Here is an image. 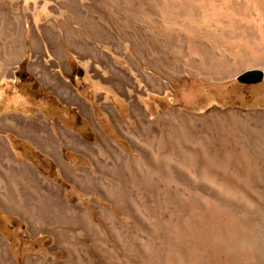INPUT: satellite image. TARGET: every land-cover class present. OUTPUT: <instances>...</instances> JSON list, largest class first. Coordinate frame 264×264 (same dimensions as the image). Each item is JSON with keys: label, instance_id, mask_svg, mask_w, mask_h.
Instances as JSON below:
<instances>
[{"label": "rangeland", "instance_id": "1", "mask_svg": "<svg viewBox=\"0 0 264 264\" xmlns=\"http://www.w3.org/2000/svg\"><path fill=\"white\" fill-rule=\"evenodd\" d=\"M105 7L113 9L103 4L97 11L101 13ZM158 7L151 2L144 6L150 17L149 25L144 22V17L130 21L121 19L137 31L127 33L128 37L120 34L109 35L110 38L95 37L80 28L81 41L92 47L83 52L68 45L62 28L64 21L58 14L60 8L52 0H0V264H35L33 258L38 259L36 264H165L162 252L173 243L182 246L180 264H228L227 257L240 256L245 249L251 250V254L245 255L242 264H264V76L253 83L237 80V76L246 70L257 69L263 73L264 70L256 66L242 68L229 78L221 74L213 78L197 74L192 66L198 64V58L188 56L186 37L181 36L182 43L177 45L182 49L179 57L173 50L175 37L169 40L157 33V27L161 26ZM74 26L78 27L76 23ZM111 26L117 27V23ZM32 36L40 49L38 55L31 48ZM208 38L196 36L193 39L202 50L218 56L220 46L213 47L212 36ZM218 38L215 45L221 43ZM223 55L225 64L232 60L225 52ZM164 57L171 59V63L167 61L160 65L159 60ZM39 63L53 76H59L72 99L61 101L44 83L36 85L38 81L30 72L37 69ZM71 64L75 65L71 78L74 87L68 85L67 78V66ZM155 64L163 66L164 70L158 66L156 69ZM169 67L177 70H169ZM146 79L159 81V86L147 83ZM153 86L155 89L151 88ZM219 116L226 119L222 121ZM215 118L222 121L223 126H215L213 123L218 122ZM224 123L230 134L224 129ZM61 132L92 148L98 145V137H101L100 154L73 149ZM36 136H48L60 159L72 168L86 172L95 168L97 162L109 167L114 156L131 163L145 158L150 161L155 158L153 163H158L161 157L179 164L186 161L187 175L165 171L159 166L156 169L161 178L170 180L166 202L171 201L175 205H168L177 207L172 208V223L168 216L171 208H163L159 202L164 199L162 197L147 196L144 201L148 210L139 213L133 209L124 210L100 192L83 191L62 175L54 157L36 145ZM157 136L163 138L159 153L152 141ZM22 164L40 172L60 188L64 203L87 215L100 232V245L92 238H86L82 229L69 231L58 244L54 232L44 228L40 221L32 223L29 214L4 207V202L11 198V202L14 199L17 202L19 196L25 203L29 196L27 203H30L34 196L29 187L34 183L19 178L18 168ZM193 164L197 168L189 167ZM100 206L108 208L114 217L112 232L98 213ZM202 226L210 227L208 229L213 233L208 230V234L205 233L208 237L203 241L198 239L197 245L191 230L195 227L198 231ZM217 230L219 236L215 239L212 234L215 235ZM188 231L190 236L181 238L182 232L186 235ZM204 242L208 248L211 245L210 249L207 250L205 245L202 247ZM218 244L223 246V252L217 251L218 255L214 257V246ZM209 255L213 259L210 263ZM27 258L29 261L25 263Z\"/></svg>", "mask_w": 264, "mask_h": 264}, {"label": "bare ground", "instance_id": "2", "mask_svg": "<svg viewBox=\"0 0 264 264\" xmlns=\"http://www.w3.org/2000/svg\"><path fill=\"white\" fill-rule=\"evenodd\" d=\"M52 1H53V4L55 6L60 8V10H58V14H59V16H61L63 18V21H64L63 25L61 24L62 28H63V33L65 34V38L67 40V43L70 46H74V49L84 50V47L80 44V42L77 39V38H80V36H81L80 35V33H81L80 28L85 29L87 32H89V34L94 35V36L97 35V36L109 37V35H112V34L115 36L120 34L122 36L125 35L126 37H128V35H126L127 33H133V32H137V31H136L134 26H130V25L126 24L121 19L130 21V20H134L136 18L144 17V22L146 21V23L149 25L150 24V17H149V14L144 11V6L148 2H151V3H155V4L159 5L157 12L159 14L161 26L157 27V29H158L157 33L166 37L169 40H170V37H172V38H173V36L175 37V39H174L175 45H174V47L173 46L172 47H173L174 52L177 53L178 56H179V52L182 49L180 48L181 49L180 50L179 46H177V45L180 44V42L182 41L181 38H183V37H181V36L186 37V39H187V51L186 52H187L188 56H193V57L198 58V64H193V66H192V68L194 69L193 71L196 72L197 74H202V75L212 77V78L218 77V76L220 77V74H221V75L226 76V77L228 76V78H229L230 75L232 76L233 74H235L236 72H238L242 68L244 69V68L256 66V67H260L264 70V0H59V1L52 0ZM103 4H107L109 7H111V9L113 8L112 9L113 11L108 10L105 7L104 10L101 11V13L98 12L97 7L99 5L102 6ZM134 5H136V7H137L136 10L134 9ZM53 8H56V7H53ZM14 20L18 23L17 17H14ZM63 21L60 20L61 23ZM115 22L117 23V27L121 26L123 29L117 28L115 26L113 28L111 25H114ZM74 23H76L78 25V27L74 26ZM52 26H53V24H52ZM140 31H141V29H140ZM210 35L212 36V39H213V42H212L213 47L217 48L218 46H220V52L218 53V56L214 55L213 52H209L207 49H206L207 51L202 50V47L200 45H197L194 43L193 38H195L196 36H199L203 39H207ZM217 37H220V38H218L221 41L220 45L219 44L215 45L214 41ZM135 40H136V38H135ZM111 41L112 40H110V42ZM133 41L134 40L132 39V42ZM18 45L21 46L20 40L18 41ZM138 45L140 46V44H138ZM139 46H136V47H139ZM143 46H144V48L146 47V45H143ZM148 48H149V45H148ZM139 50H140V48H139ZM133 51H134V49H133ZM224 52H225V56L227 54L232 56V60L226 64H225V57L223 55ZM145 53H147V52H145ZM148 53H150V52H148ZM140 56H142V55L140 54ZM159 57H160V54H159ZM165 57L161 60L156 58L159 60L160 65H162V64L164 65L167 61L169 63H171L170 62L171 59L168 60ZM148 58H150V57H148ZM141 59H143V58H141ZM150 61H152V60H150ZM160 65H156V69L159 67L162 71L163 66L161 68ZM168 65L169 64L167 63L166 66H168ZM149 66H151V65H149ZM153 66H154V64H153ZM153 66H152V68H153ZM152 70L154 71L155 68ZM169 70L175 71V70H177V68L174 69L172 67H169ZM156 71H158V70H156ZM113 72H114V70H113ZM115 72H116V69H115ZM260 72L262 73V76H264V73L262 71H260ZM167 74H168V72H167ZM119 75H122V74H119ZM169 75H171V74H169ZM172 76H173V74L170 77H172ZM121 79H122V77H121ZM216 79H219V78H216ZM220 79H222V78H220ZM147 81H148V79H146V82ZM148 82H151V84H152V82L154 84H157L159 81L157 82V80H151ZM151 88L153 89L154 86ZM156 88H157V86H156ZM218 118H222V121L224 119L223 116H219ZM212 120H213V118H212ZM215 120H217V119L215 118ZM222 121H218L217 123H213V124L215 126H218V125L223 126ZM234 121H235V119H234ZM234 121L233 122L229 121L230 122L229 124L236 125ZM226 122H227V120H226ZM175 124H176V122H175ZM180 124H182V123H180ZM201 124H204V123L202 122ZM238 125H239V123H238ZM196 126L194 125V127H196ZM205 126L207 127V125H205ZM215 126H213L214 129H215ZM224 126H225V128L224 127L223 128L227 130L225 123H224ZM179 128H181V127H179ZM179 128H177V129H179ZM207 128H210V127H207ZM218 128H216V129L218 130ZM177 129H176V131H177ZM202 129H203V127H202ZM211 130H212V128H211ZM180 131H182V130H180ZM180 131H179V133H180ZM196 131H198V130H196ZM202 131H201V133H202ZM251 131H249V132L251 133ZM182 132H184V130ZM182 132H181V135H182ZM211 133H212V131H211ZM227 133L230 134L228 132V130H227ZM60 134L65 139V141L69 144V146L73 147V149H75V150L80 149L81 151L86 152L88 154H92V155L94 153L100 154V152H101V147H100V143L102 142L101 137H98V145L96 144V146L92 148L87 144L81 143L79 140H77L72 135H69V134L64 133V132H61ZM159 134H160V132H159ZM167 135L169 136V134H167ZM186 135H188V134H186ZM191 135L192 134H190V136ZM211 135H213V133ZM221 135H223V134H221ZM202 136H203V134H202ZM208 136H210V135H208ZM230 136H232V135H230ZM244 136H246V135H244ZM165 137H167V136H165ZM191 137H193V136H191ZM142 138H143V136H142ZM142 138H140V139H142ZM181 138L183 139L184 137H181ZM201 138H203V137H201ZM214 138L215 137H213V139ZM156 139L155 140L152 139V141L155 142V147H156L155 150H156V152L159 153V150H161V148H162L163 138L161 136H159ZM198 139L200 140V138H198ZM209 139H210V137H209ZM35 140H36L37 145L41 149H43L44 151H46L47 153H49L50 155H52L54 157L62 175L71 179L73 182H75L77 185H79V187H81L83 191L88 192V193L100 192L110 202L115 203L116 205L120 206L124 210L133 209L134 211L139 212V213H143V212L148 210L147 205L144 201V199L147 196H150V197L153 196V198L162 197V198H164L162 201H160L159 199H155V200H157V201L159 200V202H161V205L163 208H166V207L171 208L168 216L170 217L169 221L172 223V217L174 215V210H175L174 208L176 206L172 207L171 205H168V204L172 203L171 201L166 202V198H168V197H166L167 196L166 194L169 190L168 185H169L170 180L166 181L167 179L164 180L163 178H161L160 175H158V170H156V169H158L157 166H159L161 168H164L165 171L166 170H173V171H179V172L186 174L185 171H187V169H185V167H188V164H184V163H186V161L184 163L182 162L183 164H179V162L178 163L177 162L176 163L171 162L172 160L168 161V160H166V158L161 157V158H159L160 160H158V163L157 162L153 163V161H155V158L154 159L152 158L151 159L152 161H150L146 158L143 159V157H142V159H143L142 161H140V159H139V161L131 163L126 159L119 160L116 156H114L113 160L109 166L110 168L106 165V163L104 165H100L97 162V163H95V168L89 169V170H91L90 172H86L84 170H79V169L76 170V169L72 168L69 164L65 163L62 159H60V156L58 155V152L56 151V148H55L53 141L48 136H46V137L36 136ZM218 140H221V139H218ZM229 140H230V138H229ZM143 141L141 143L147 142L146 140L144 142ZM183 141H186V140H183ZM215 141H216V139H215ZM104 143H106V142H104ZM136 143H137V141H136ZM149 143H150V141H149ZM219 143H221V141H219ZM222 143H224V141ZM187 144H188V142H187ZM137 145H139V144H137ZM182 147H183V145H182ZM106 148H107V145H106ZM166 150L169 151L170 149H166ZM119 151H120V149L118 150V152ZM167 153H169V152H167ZM188 153H190V151ZM166 154H165V156H166ZM176 154H181V153L177 152ZM173 155L174 154H172V158L175 156V155L174 156ZM178 156L176 158H178ZM168 159L170 160V158H168ZM174 159L175 158H173V160ZM192 161H191V163H192ZM191 163H189V164H191ZM7 164H8V160H7ZM11 164H12V161H11ZM197 164H198V162H197ZM152 166L153 167L155 166V169L154 168L152 169ZM191 166L196 167V164L189 165V167H191ZM11 170H12V168H11ZM18 170L20 172L18 174L20 176L19 178L22 179V177H24V180L26 178L27 181H29V182L31 181L32 184L34 183L33 185H29L30 183L29 184L26 183V185H29L30 188L32 187V192H34V196L32 197V200H29L30 203H27L28 202L27 199L29 196L28 197L26 196L27 199L26 198H24V199H26L25 201H27V202L24 203L19 199V196L17 195L18 196L17 202H15V199L11 202V200H12V198H11L10 201L4 202V205H5L4 207L9 209L10 211H11V209L19 211L20 213H22L24 215L29 214L30 215V216H28L29 218L27 216L26 217L32 223H34V222L36 223V222L40 221L43 224L44 228L54 232V235L56 237V242L58 244L61 241H63L65 235H67V233L69 231L72 233L71 230H73V229L74 230L82 229L84 231V236L86 238H92L93 240H95V242L98 245H100L99 240H100L101 235H100V232L97 229V227L93 223H91L90 219L87 217V215L81 209H79L77 207L69 206L63 202V200L60 196V193H59L60 188H58L56 185L52 184L48 179H46V177H44L40 173L35 172L33 169H30L28 167H22V170H21L19 167ZM11 173H12V171H11ZM15 173H17V172H15ZM11 175H13V174H11ZM18 175H16V176H18ZM38 181L40 182V184H42L41 188L39 187ZM8 182H9V180H8ZM24 187H25V185H24ZM177 187H178V185H177ZM181 187H183V186H181ZM26 189H27V187H26ZM189 189H190V187H189ZM30 198H31V196H30ZM159 202H158V207H160ZM172 204L175 205L174 203H172ZM95 205H97V204L95 203ZM176 209H177V207H176ZM181 209H182V207H181ZM98 213L103 218V220L106 222V224L108 225L109 229L112 232L113 231V224L112 223L114 221V217L110 214L108 208L100 206V207H98ZM172 213H173V215H172ZM24 215H22V216H24ZM219 215H220V213L218 214V216ZM221 216L219 218H221ZM222 218H224V217H222ZM174 220L179 222L177 220V218H175ZM215 221H216V219H215ZM214 223H216V222H214ZM232 223H234V222H232ZM211 224H213V223H211ZM217 224H218V222H217ZM208 228H210V227H208V226L206 228L203 227L202 229H199L202 232L201 231L198 232L199 230L197 231V229L195 227L194 228L192 227L191 235H192V237L195 238L196 243H197V241L198 242H199V240L203 241L204 239H206V237H208L205 234L209 230ZM232 232H233V229H232ZM182 233L183 234H182L181 238H183V239L187 238V236L189 235V231L186 235L184 234V232H182ZM211 233H213L212 230H211ZM69 236H71V234ZM218 236H219L218 230H217V233H215V235L212 234V237H214L215 239H217ZM74 242H76V241H74ZM173 244H171L170 246H167L166 249L164 248L165 251H164V253L162 252L165 264H180L179 261L182 258V246H181V244L180 245L179 244L173 245ZM197 245H198V243H197ZM204 245L206 246L205 248L207 250L210 249V247H211V245H209V248H208V246H207V244H205V242L203 243L202 247ZM74 246H75V244H74ZM75 247H77V246H75ZM214 247H215V249H214L215 251H214L213 256L217 257V255H218L217 251H219V253L223 252V249H222L223 246L220 247L218 244ZM228 249H227V251H229ZM254 249H255V247H254ZM224 251H225V249H224ZM250 251L245 249L244 252L239 253L240 256L233 254V255L227 257L226 262L228 264H232V262H233V264H242L243 261H241V260L244 259L245 255H248V253H250ZM256 251L257 250H255V252ZM173 252H176V254L173 255ZM169 253H171V254H169ZM252 253H253V251H252ZM210 258L211 257L209 255L208 256V262L209 263L213 260ZM37 260L38 259L33 258V263L36 264ZM28 261H29V258L26 259L25 263H27Z\"/></svg>", "mask_w": 264, "mask_h": 264}, {"label": "crops", "instance_id": "3", "mask_svg": "<svg viewBox=\"0 0 264 264\" xmlns=\"http://www.w3.org/2000/svg\"><path fill=\"white\" fill-rule=\"evenodd\" d=\"M64 36H65V34H64ZM77 39L80 42V44L84 47V50H80V51L87 52V51L91 50L92 47H90L85 41H81L80 38H77ZM30 44H31V48H32L33 53L36 55H38V53L40 54V49L37 46V43L35 42L34 36H32ZM71 47L74 48V46H71ZM55 50H57V49H55ZM37 66H39V67H37V69L35 67V69L34 70L32 69L31 70L32 72H30V74L36 79V81H38V82H36L37 83L36 85H39V82L44 83L47 87H49L52 90V93L54 95L58 96L61 99V101H66V100L72 99V97H70V95H69V90H68L66 84L59 78L58 75L53 76V73H51L48 69L46 70L41 63L37 64ZM74 72H75V65L74 64L68 65L67 66V78H68V85L71 87H74V84L71 81V78L73 77ZM37 73H39V75ZM21 75L23 76L24 73H21ZM77 105L79 106V104H77ZM76 116H78V115L75 114V117ZM36 145H37V143H36ZM22 167H28V168L32 169L30 166L24 165V164L20 165L21 170H22ZM35 172L40 173L38 171H35Z\"/></svg>", "mask_w": 264, "mask_h": 264}, {"label": "water", "instance_id": "4", "mask_svg": "<svg viewBox=\"0 0 264 264\" xmlns=\"http://www.w3.org/2000/svg\"><path fill=\"white\" fill-rule=\"evenodd\" d=\"M262 78V73L257 69L246 70L242 74L237 76V80L242 82L253 83Z\"/></svg>", "mask_w": 264, "mask_h": 264}]
</instances>
